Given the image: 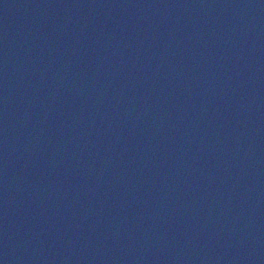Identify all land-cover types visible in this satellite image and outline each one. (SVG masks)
<instances>
[{
  "label": "water",
  "instance_id": "obj_1",
  "mask_svg": "<svg viewBox=\"0 0 264 264\" xmlns=\"http://www.w3.org/2000/svg\"><path fill=\"white\" fill-rule=\"evenodd\" d=\"M0 264H264V0H0Z\"/></svg>",
  "mask_w": 264,
  "mask_h": 264
}]
</instances>
